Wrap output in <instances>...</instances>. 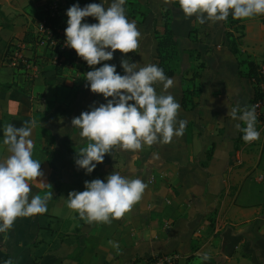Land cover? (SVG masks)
<instances>
[{
	"label": "crops",
	"instance_id": "crops-1",
	"mask_svg": "<svg viewBox=\"0 0 264 264\" xmlns=\"http://www.w3.org/2000/svg\"><path fill=\"white\" fill-rule=\"evenodd\" d=\"M62 1L66 12L72 4ZM46 2L0 0V141L6 124L35 122L33 158L41 162L43 175L28 180V197L50 194L44 213L17 217L0 232V250L10 254L11 264H138L162 253L176 255L175 264H264V211L254 203L264 184L258 168L264 133L258 141L243 142L238 121L227 115L229 108L239 106V113L250 107L254 90L246 76L248 63L264 61L263 19L230 14L202 24L195 14L185 17L174 9L171 0H125L126 16L141 34L139 46L126 54L116 50L105 63L116 64L121 74L122 58L140 66L158 65V37L171 9L181 63L167 92L180 103L177 121H185V128L167 143L135 151L115 145L86 174L74 162L76 150L85 145L77 143L71 120L105 98L86 86L91 69L79 72L69 66L58 74L49 50L27 36L35 35ZM92 2L100 0L80 6ZM103 3L107 8L111 0ZM241 26L244 37L233 54L226 32L238 36ZM18 45L26 63L12 67L11 55L5 53ZM191 86L201 91L199 104L184 109V90ZM162 88L158 84L157 92ZM255 127L260 130L257 123ZM9 154L0 144V160ZM113 171L146 184L141 199L120 218L90 222L67 206L70 191H83L86 180L105 179ZM205 253L208 260L202 259Z\"/></svg>",
	"mask_w": 264,
	"mask_h": 264
},
{
	"label": "clouds",
	"instance_id": "clouds-1",
	"mask_svg": "<svg viewBox=\"0 0 264 264\" xmlns=\"http://www.w3.org/2000/svg\"><path fill=\"white\" fill-rule=\"evenodd\" d=\"M124 5L125 0H111L106 8L100 0L83 7L77 2L66 10L64 44L93 66L86 72V86L105 98V102L90 106V110L71 120L77 143L83 140L85 145L76 150L74 162L86 174L92 173L115 145L135 151L143 145L167 143L174 135H182L185 128V121H177L180 103L167 92L174 81L161 67L153 63L140 66L122 58L121 74L116 64L101 63L112 60L116 50L126 54L139 46L141 34L136 23L128 20ZM179 5L185 17L195 14L202 24L207 20H225L230 14L234 19L264 14V0H179ZM87 17L96 22L89 23ZM158 84L163 85L159 92ZM238 108H229L227 115L238 121L235 127L243 132V141L259 139L255 106H244L239 113ZM240 121L245 124L243 128ZM34 123L25 121L19 127L9 123L2 129L0 144L6 145L10 154L0 160V232L9 229L17 217L47 210L50 194H36L30 200L28 197V180L43 175L41 162L33 158L30 137ZM145 188L141 179L113 171L105 179L86 180L84 190L70 191L66 202L90 222L110 223L139 201ZM202 259L208 260V254Z\"/></svg>",
	"mask_w": 264,
	"mask_h": 264
},
{
	"label": "trees",
	"instance_id": "trees-1",
	"mask_svg": "<svg viewBox=\"0 0 264 264\" xmlns=\"http://www.w3.org/2000/svg\"><path fill=\"white\" fill-rule=\"evenodd\" d=\"M52 1H57V10L55 11L54 15H51L49 10L47 8L43 7V10L41 11V19L46 20L47 26H51V28L54 29L55 34L57 35L56 29H60L63 33V38H65V32L64 29L66 28L67 24V16L65 12L64 3L62 0H47L45 7ZM172 1V7L174 9L181 10L179 5V0H171ZM85 3L86 0H70L69 4L74 3ZM264 21V14H258ZM40 19V20H41ZM164 20V34L158 37V48H157V60H158V66L161 67L165 75L168 77H174L179 70L180 63H181V50L179 42L176 39L172 22H173V11L171 9H168L163 17ZM240 20L233 21L232 24H239ZM238 30L240 31L238 36H235L231 32H226V37L229 45V49L233 54H238L239 52V46L242 43V39L244 37V26L238 27ZM30 37L32 43L37 42V36L33 33H30L27 35ZM12 46H8L10 49ZM7 48V51L5 53V56L7 57L10 55V50ZM49 50V49H48ZM191 56H193V52H191ZM198 56V55H197ZM49 59L52 58V51L49 50ZM61 58V56H60ZM105 63V62H101ZM67 66H70L74 68L75 70L79 72H85L86 70H89L87 62H80L77 61V59L74 57L73 54L67 55L66 59L62 62L61 65L55 64V70L58 74L63 73V69ZM100 64L94 66L99 67ZM249 66V72L247 74V79H252L254 76L257 75L258 71V65L255 63H248ZM93 66H91L90 69H92ZM201 96V91L196 90L194 87H187L184 90L181 107L184 109L188 108H196L198 106V99ZM243 134L241 135V137ZM242 139V138H241ZM0 261L4 264H11L13 262L12 257L10 254L3 252L0 250Z\"/></svg>",
	"mask_w": 264,
	"mask_h": 264
},
{
	"label": "built area",
	"instance_id": "built-area-1",
	"mask_svg": "<svg viewBox=\"0 0 264 264\" xmlns=\"http://www.w3.org/2000/svg\"><path fill=\"white\" fill-rule=\"evenodd\" d=\"M51 15H54L57 8V1L50 2L46 7ZM57 35L51 26H47L46 20L41 19L35 29V35L37 36V42L39 45L46 47L52 51V61L54 64L61 65L66 59L67 55L73 54L77 61L86 62L76 54L75 49L65 46L63 33L60 29H56ZM21 45L16 46L11 51L8 63L12 67H19L26 63V60L21 51ZM61 56V58H60ZM90 69L91 66H88ZM250 83L253 87L254 93L250 104L255 106L257 121L259 127V133H264V61L258 66L257 75L250 79ZM177 256L169 253H162L151 256L144 259L138 264H175Z\"/></svg>",
	"mask_w": 264,
	"mask_h": 264
},
{
	"label": "rangeland",
	"instance_id": "rangeland-1",
	"mask_svg": "<svg viewBox=\"0 0 264 264\" xmlns=\"http://www.w3.org/2000/svg\"><path fill=\"white\" fill-rule=\"evenodd\" d=\"M66 2H68V0H66ZM64 3V2H63ZM69 67V66H67ZM260 140V139H259ZM258 141V140H257ZM244 142V141H243ZM260 145L262 146V153H263V156H262V160L260 161L259 165H258V168L264 172V134H263V138H262V141L260 142ZM264 182V180H263ZM254 203L257 205V206H262L263 207V211H264V184H263V187H261L258 192H257V195H256V199L254 200Z\"/></svg>",
	"mask_w": 264,
	"mask_h": 264
}]
</instances>
